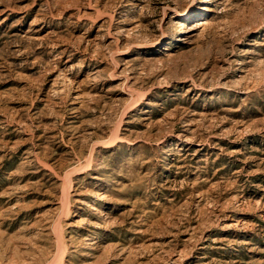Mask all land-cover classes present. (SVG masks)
<instances>
[{
    "label": "rangeland",
    "instance_id": "obj_1",
    "mask_svg": "<svg viewBox=\"0 0 264 264\" xmlns=\"http://www.w3.org/2000/svg\"><path fill=\"white\" fill-rule=\"evenodd\" d=\"M0 264H264V0H0Z\"/></svg>",
    "mask_w": 264,
    "mask_h": 264
},
{
    "label": "bare ground",
    "instance_id": "obj_2",
    "mask_svg": "<svg viewBox=\"0 0 264 264\" xmlns=\"http://www.w3.org/2000/svg\"><path fill=\"white\" fill-rule=\"evenodd\" d=\"M201 8V7H200ZM191 13V12H190ZM179 16H182L183 14L182 13H179L178 14ZM190 27V26H189ZM193 28V27H192ZM188 29H184L183 31H187ZM189 30H190V28H189Z\"/></svg>",
    "mask_w": 264,
    "mask_h": 264
}]
</instances>
